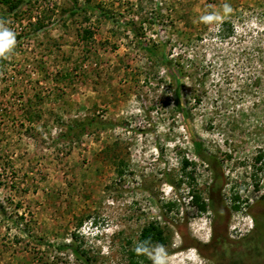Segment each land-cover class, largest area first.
<instances>
[{"label": "rangeland", "instance_id": "374dc122", "mask_svg": "<svg viewBox=\"0 0 264 264\" xmlns=\"http://www.w3.org/2000/svg\"><path fill=\"white\" fill-rule=\"evenodd\" d=\"M23 1L0 0L16 35L0 58V264H84L66 245L151 264L131 256L151 223L169 264H264V0ZM208 11L220 20L197 22Z\"/></svg>", "mask_w": 264, "mask_h": 264}, {"label": "trees", "instance_id": "16d2710c", "mask_svg": "<svg viewBox=\"0 0 264 264\" xmlns=\"http://www.w3.org/2000/svg\"><path fill=\"white\" fill-rule=\"evenodd\" d=\"M1 2L4 5L9 6L10 10H14L19 5H21L22 2H24V1L23 0H1ZM70 3L72 4V13L73 14L78 12L79 10L86 9L85 6L78 7L77 3L73 0H70ZM222 24H224V25L230 24V21L229 20L224 21ZM91 35L92 34L90 33V31L85 30L83 37L88 38V37H91ZM145 50L148 52V54H150L151 56L156 58L157 63L167 72L168 77L173 82V85L177 88L179 83L183 79L182 70L178 66H176L174 64V62L172 60H170L164 53H162V52L159 53L155 46L154 47H145ZM175 94H176V102H177L178 109L181 110V112H183L184 116L186 117L187 116L186 111L181 104V100H180V97L178 95L177 89L175 90ZM90 125H91V122L90 123H79V122L76 123V126L81 127L82 131H84L87 128V126H90ZM186 126H187L186 127L187 131L189 133L190 141H191L193 148H194V152L204 162H209L210 159L208 156L205 155L202 142L199 141L198 139H196L190 125L187 124ZM219 180H220L219 177L216 175V178L214 180V184L212 185V190L215 189V186H217L216 184L219 182ZM233 199H234V208L239 209V197L235 196ZM192 200H193L192 201L193 205H196L201 211L207 210V204H205L204 200L202 199V197L199 194L194 193ZM255 233L256 232H254L253 234L255 235ZM140 240L141 241L147 240V241L152 242L153 244H162V245L167 244V238L164 235V229L162 227H160L157 223H151L150 225L145 227L143 229L141 235H140ZM214 242L219 243V244H223V245L226 244V242H224V237H222V236L218 237V238H217V236H215ZM58 250H60V251L70 250L72 255L75 257V259H77V260L81 259L84 264H90L89 259H84V258L80 257L78 249L76 247H74L73 245L72 246L66 245L63 247H59ZM131 256L132 257H139V258L144 257V256L136 254L135 252L131 253ZM240 261L241 260L235 261V263H233V264L240 263ZM37 262H38L37 264H48V263H46V261H44V259L42 257H39V259H37ZM132 264H137V262L132 260Z\"/></svg>", "mask_w": 264, "mask_h": 264}, {"label": "clouds", "instance_id": "9594fccd", "mask_svg": "<svg viewBox=\"0 0 264 264\" xmlns=\"http://www.w3.org/2000/svg\"><path fill=\"white\" fill-rule=\"evenodd\" d=\"M225 15L232 12L231 5L225 3L222 6ZM220 13L215 11L205 12L197 17V22L211 25L220 20ZM16 46V35L14 31L7 26V22L0 20V58L10 55ZM136 254L147 257L151 264H169V252L162 244H153L150 241H138L134 245Z\"/></svg>", "mask_w": 264, "mask_h": 264}]
</instances>
